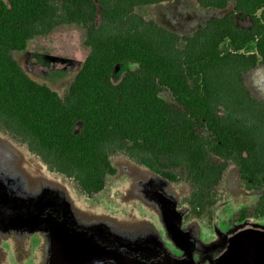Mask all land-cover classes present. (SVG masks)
I'll return each mask as SVG.
<instances>
[{
  "label": "trees",
  "instance_id": "obj_1",
  "mask_svg": "<svg viewBox=\"0 0 264 264\" xmlns=\"http://www.w3.org/2000/svg\"><path fill=\"white\" fill-rule=\"evenodd\" d=\"M167 1L0 0V133L87 199L116 174V156L168 183L186 182V219L208 227L232 164L246 191L262 193L230 222L263 218L264 101L245 78L264 66V0H233L230 12L189 36L135 13ZM196 1L204 9L229 3ZM237 14L248 28L237 27ZM61 26L84 32L88 54L59 96L31 79L14 54ZM123 63L136 69L114 83Z\"/></svg>",
  "mask_w": 264,
  "mask_h": 264
},
{
  "label": "rangeland",
  "instance_id": "obj_2",
  "mask_svg": "<svg viewBox=\"0 0 264 264\" xmlns=\"http://www.w3.org/2000/svg\"><path fill=\"white\" fill-rule=\"evenodd\" d=\"M233 5L230 0L226 10L204 9L196 0H169L137 7L135 13L170 32L189 36L208 20L230 12ZM236 25L245 28L250 22L237 14ZM83 39L79 27L61 26L44 38L30 41L26 51L15 53L14 58L31 79L62 96L88 54ZM134 69L135 65H118L113 82ZM245 82L249 91L264 101V66L249 73ZM160 97L176 107L167 90ZM197 132L212 137L204 129ZM111 164L116 174L107 179L101 193L87 199L65 178L48 172L25 147L0 133V264H49L46 238L65 231L90 241L103 240L123 255L160 257L149 248H159L161 240L166 242L167 238L174 239L172 243L179 248L184 238L200 235L198 223L212 229L205 236L217 239V264H264V217L230 222L235 212L252 206L262 192L246 191L232 164L227 165L217 188L209 227L205 221L186 219L188 210L182 203L189 192L186 182L168 183L123 156L113 157ZM13 232L18 241L7 248L6 241H12ZM216 252L214 248L213 254ZM197 259L195 256L193 264Z\"/></svg>",
  "mask_w": 264,
  "mask_h": 264
},
{
  "label": "crops",
  "instance_id": "obj_3",
  "mask_svg": "<svg viewBox=\"0 0 264 264\" xmlns=\"http://www.w3.org/2000/svg\"><path fill=\"white\" fill-rule=\"evenodd\" d=\"M226 8L222 10H226ZM6 149L9 151L10 147ZM197 227L200 235L184 238V245L179 244V248L172 243L175 242L174 239L169 240L170 238H167L166 242L161 240L159 248H149L156 250L160 257L146 256L139 258L120 254L115 248L106 246V242H102L103 240L101 242L90 241L83 237L67 235L68 232L65 231L66 234L55 236L52 234L51 237L48 236L46 238L49 246L47 259L49 264H93L94 260V264H193L196 256L198 258L197 264H217V239L210 235L205 236L212 229L204 227L201 223H198ZM13 230L18 229L14 228ZM19 232L17 234H20ZM12 236V241L10 240L11 238L6 241L7 248L15 240L18 241L15 237V232H13ZM214 248L216 255L213 254ZM13 255L16 256L17 253Z\"/></svg>",
  "mask_w": 264,
  "mask_h": 264
}]
</instances>
